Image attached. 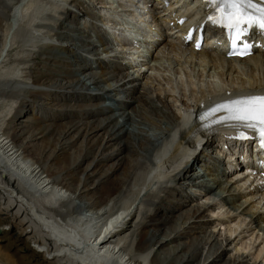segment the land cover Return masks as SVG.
Masks as SVG:
<instances>
[{
    "label": "bare ground",
    "instance_id": "1",
    "mask_svg": "<svg viewBox=\"0 0 264 264\" xmlns=\"http://www.w3.org/2000/svg\"><path fill=\"white\" fill-rule=\"evenodd\" d=\"M163 1L158 0L157 5L163 8L162 12H169L168 19L163 21L164 25L171 22L175 24V16L172 15L175 8L171 6L172 4L169 8L163 6ZM66 2L86 13L83 14L80 10L75 13L73 10L47 2L52 10L46 13V21L37 23L35 27L38 31L45 30L46 34L52 33L57 41H66L71 45L57 46L46 42L35 51L33 48L22 49V45H25L22 43L21 46H17L18 52L14 53L15 56L9 65H5L4 58L11 45L16 44L18 37L14 33L18 25V20L13 16L15 8L19 9L18 14H23L39 6L43 12L46 5L42 0H0V100L4 98L7 99V104L9 103L4 118L10 115L5 138L9 140L3 139L4 135L1 136L0 133V154L3 163L5 162L0 168H11L10 172L22 176L21 185L24 188L17 190L13 188L14 184L9 181L10 179L2 177L4 185L15 189L12 198L17 202L10 201L9 204H5L6 199L3 200L4 204L0 202V264H61L59 259L63 258L72 263V260L80 257L81 253L70 250V257L66 256L64 250L69 249L71 240L77 241L78 244L88 241L84 249H87L92 257L99 259L100 263L103 262L102 259H114L117 264H247L243 258L226 257L223 243L213 238V234H207L205 230L211 224L207 212L218 209L219 206L210 205L203 208L192 205L194 198L187 196L186 190L189 185L202 189L204 195H215L222 199L225 205L235 210H239L242 204L235 205L232 199L239 195L230 193L237 191L235 185L244 179L250 181L246 187V189L249 187L248 196L254 197L258 193L262 195L264 186L261 183L252 180L249 175L242 176L243 170L247 173L249 170L251 173L256 171L253 162L243 164L242 161H237L238 166L231 172L230 177H242L234 183L227 180L229 175L218 177L214 173L216 170H210L206 165L215 161L216 154L221 152L218 146H222L223 141L233 143L235 150L239 151L238 155H241L246 143L240 136L243 131L248 135L252 132L236 122L208 121L204 130L197 135L195 129L201 123L195 121L188 129L185 128V124L187 125L192 114L199 118L200 114L207 112L216 104L241 96L264 94V77L256 76L258 72H264V50L254 49L248 57L239 60L226 58L220 44L216 45L214 41H208L206 38L198 51L196 38L185 40L184 33L176 36L177 42L168 41L171 45L169 51L175 50L174 46L178 44L182 50L181 55L189 66L197 63L199 65L206 63L208 66L205 67H211L210 69L222 66L228 75L246 69L253 80L247 83V86L239 83L242 84L240 88H233L230 85L213 91L199 88V94L191 99L192 102L179 99L183 110H186L181 115L175 112L165 99L157 98L154 102L147 90L140 94L138 79L130 77L127 73L123 74L126 66L120 62L114 60L88 62L81 52L76 50H80L81 47L78 45L76 49L73 47L76 46L75 36L72 37L71 32H74L76 27L80 31L79 24L75 25L80 14L82 17L90 16L91 19L98 16L87 8L88 4L85 7L80 0ZM148 2L150 3V0ZM256 2L259 3V0ZM162 12L158 11L157 14L160 15ZM71 15L75 19L74 23L69 21ZM34 16L35 12L31 10L30 23L34 21ZM156 26L158 27L156 35H148L146 41L150 45L149 48L154 49L152 55L155 59L156 56L159 58V53L155 55V52L161 42L165 39L172 40L176 33L172 31L178 28L167 27L164 33V30H161L164 28L163 23H157ZM100 33H96L99 46L89 52L108 53L107 43ZM161 33L165 38L162 41L159 38L155 43L157 36L162 37ZM163 49L164 53L168 51L165 46L160 51ZM59 52H64L66 56ZM176 54L180 56L179 51ZM173 57L177 59L175 54ZM248 62L253 64L246 66ZM198 68L207 69L204 66ZM184 72L190 78V85L180 83L179 86L185 94V86L190 88L196 83L193 82L189 70ZM200 74L198 80L201 79L203 82L204 74ZM19 82L29 83L35 88L25 90L3 88L7 83L14 85ZM113 82L118 83L115 88L109 84ZM223 83L218 85L223 86ZM202 88L209 89L208 85ZM113 92H116L115 95L124 93L132 97L129 100L115 101ZM171 97L177 100L175 96ZM105 100H111L116 104L112 107L105 106ZM39 102L40 106L44 107L42 110L45 109L47 112L46 116L35 111V105ZM133 103H137V107H133ZM202 103H205V107H202ZM54 111L55 113L50 115L49 112ZM189 111L191 114L187 116ZM116 114L122 122H117ZM152 129H156L158 133H152ZM99 134L105 139V143L97 150ZM170 135L177 136V139L176 141L174 139L169 150ZM185 140L187 141L183 145ZM255 140L258 141L257 138ZM201 141L203 144L200 147L197 144ZM215 143L219 144L214 147ZM14 148L17 150L13 151ZM209 151H212L210 155ZM18 157L29 160L32 168L18 167L16 164ZM198 162L203 163L208 180L200 181L202 176L199 177L200 175L195 173L194 165ZM149 171H154L155 177L152 182L146 183L145 178ZM36 177L38 181L34 179ZM169 182L173 185L168 184ZM156 185H159L157 190L154 189ZM1 191L3 188H0V196L3 197ZM224 193L229 194V197L223 195ZM18 196H21L20 200ZM17 203L24 206L26 212H15ZM119 204L123 206L119 219L94 237L85 235L89 225L88 222H83V219L100 220L105 215L100 216L102 208L110 206L115 208ZM249 210L250 208L245 212L242 209L239 215L249 214ZM87 211L90 214L86 213ZM26 216L38 231L42 232L36 220L42 224L41 226L46 227L55 237L57 244L53 246L49 244L47 251H42L40 248L42 242L36 238L32 228L29 229L24 220ZM68 219L74 222L73 227H65L64 221ZM255 223L256 227L264 231L259 226L257 218ZM117 238L123 242L114 244L113 241ZM32 245H38V248ZM103 247L110 249L104 251ZM256 249L255 258L260 256L263 250L262 247ZM132 254L135 256L130 258Z\"/></svg>",
    "mask_w": 264,
    "mask_h": 264
},
{
    "label": "rangeland",
    "instance_id": "2",
    "mask_svg": "<svg viewBox=\"0 0 264 264\" xmlns=\"http://www.w3.org/2000/svg\"><path fill=\"white\" fill-rule=\"evenodd\" d=\"M80 1H82L84 3L85 7H87V4H88V7L90 9H93V11L97 15L99 14L101 19H99V20H98V18L91 19L92 17H90V16L89 17H85V16L82 17L81 16L82 14H80L79 18H78L79 20H77V22L75 23V25L77 24V26L79 24L80 31L76 27L74 29V32H71V35L73 34L72 37L75 36L74 37V39H75L74 44L76 45V46H73V45L72 46L74 48L75 47L77 48V45H78V47H81L80 50L76 49V48L75 49L78 50L79 53L81 52V55L84 56L87 60L94 61L96 59H99L98 61H100V60L108 61V60L115 59V60H118L119 62H122V63L127 62L126 56L123 52H124V50H128V48H122V47L113 45V51L109 50V53H107V54H105V52H101V51H98L96 53L89 52L90 50H94L95 48H97V46L99 45L97 42V37H96V33H95V32H97V30L99 32L102 31L101 33H103L105 36H107V34H108L107 29H109L111 31L109 33V36L111 37V39L113 41L116 42L117 40L120 39V35L113 32V31H115L112 29V27L114 25L111 26L110 23L103 22L102 17L104 15H108L110 13H113V15L116 18L128 19L129 16L126 14L125 8L122 7V5L118 4V2H117L118 0H114V2H113V0H80ZM122 1L125 2L126 4H133V2H136V1H139L140 4H145V2H144L145 0H135V1L131 0L132 3L129 0L128 1L127 0H121V2ZM42 2L44 5H46L45 10H48V13L51 12V10H52L51 6L47 3V2L51 3V1L50 0H42ZM58 2H59V0L56 1V4H57V6L60 5V8L61 7L62 8H69V9L75 11V13H78L79 10L83 14L86 13L82 9L78 10V9H76V7L71 6L70 4H67L68 2H66V0L62 1L64 4L63 3L58 4ZM155 4H156V2H155ZM24 14H30V13L25 12L22 15H24ZM163 18H161V19H163ZM37 20L42 22V21H46V18L43 20L42 19H37ZM74 20H75L74 17L71 15L69 17V21L71 23H74ZM150 20L151 19L149 18V15H144L143 18L139 20V22H142V28L139 30L136 28H133L128 23L121 24L120 26H118L121 29H124L126 32H132V34L135 35V39H134V41L136 42L135 46L140 48L138 51L143 50L144 46L147 45L143 41L142 36L150 33V30H152V29L156 30L155 26H151V25H155L156 23H153ZM90 22H93V25H91ZM30 24H31V26H29ZM27 25H28V27H27ZM98 25H99V27H98ZM103 27H105V28H103ZM23 28H24V30H23ZM44 31L45 30L38 31L36 29L35 25H32V23H30V21L27 20L25 15H24V17L22 16L20 23L18 22V25L14 29L15 35L18 36L16 38V44L14 43V45L13 44L11 45V49H10L11 52L9 50L8 54L5 56V58H4V60L6 61V62L4 61L5 65H9L10 60L18 52L19 48L17 46L18 45L21 46L22 43L25 44V45H22L23 46L22 49L33 48V50H35V51L40 49V46L45 44L46 42L47 43L49 42L50 44L57 45V46H62V45L65 46V45H69V44L71 45V43L66 42V41H57L56 37L51 35L52 33L49 34V32H48V34H49L48 35ZM151 32H154V31L152 30ZM175 35H177V34H175ZM163 44H165V42ZM132 47L133 46H130L129 48H132ZM162 47H163V45H161L158 48V50H160ZM166 47H167V45L165 46V48ZM121 50H122V52H121ZM170 51L168 50V51H166V53H164V49L159 51L158 53H159V55L163 56L162 58L157 59L150 66L144 65L143 66V68L145 69L144 72H139V68H134L130 71L129 75L139 78L138 82L141 83V86L138 82H137V84L139 87H141L138 89L139 90L138 92H140V94L143 93V90H147L148 94L152 97L154 102H156L157 98H161L163 100L165 99V101H167L169 106H171L173 108V110H175V112H178L181 115H183L186 112V110L185 111L183 110V107L180 105L181 103H180L179 99H181L183 101H187L190 103V102H192L191 99L193 97H195L197 94H199L200 89L205 90V91L221 90L225 86H229V85L233 88H240V85H242V84H239V83H244V85H246L247 83L249 84L253 81L252 78L250 77V75L248 74V70H246V69H244V71L234 72V74L231 73L230 75H228V73L226 72V70L222 66H216V67L210 69L209 71L207 69L206 70H203V69L200 70L198 67L204 66V68H207L205 66H208V65H205L206 63H201V65L197 64L195 67L192 66L193 64L189 66L188 63H186L183 58H181L179 55L176 54L178 52L177 46L175 47V50H170ZM60 53L62 56H66V54L64 55V52L63 53L59 52V54ZM174 54L177 56V59H175V61H174V59H167L168 55L171 56ZM172 60L174 62L173 66H175L174 69H173V66H171ZM187 61H190V60H187ZM252 64H253L252 62H248V63H246V66H251ZM29 65L31 66V63ZM188 66H189V68H188ZM237 67H239V66H237ZM184 70H189V73L192 76L193 82L196 83V84H192V86L190 88L186 87V86L190 85L189 84L190 78H188L186 76ZM223 70H225V72ZM240 70H242V68H240ZM178 71H182L184 73H181ZM200 73L204 74L203 75V80H204L203 82L201 79L198 80V78H200V75H201ZM140 74L143 76L139 77ZM97 75H98V73H97ZM256 76H257V78H262V77H264V72H258ZM141 78H142V80H141ZM230 78H232L233 81H230L231 80ZM227 79H228V81H230V83L227 81ZM222 80L225 82L227 81V83L224 84ZM180 83L186 85L185 86V94L179 88ZM222 83L224 85L219 86ZM22 84L23 83H21V82L14 84V85L7 83V84L3 85V88L6 90L16 89V88L25 90V89H30V88L34 87L29 83L23 84V86H22ZM109 84L111 87L115 86V83H109ZM24 85H25V87H24ZM206 85H208L209 89L202 88V86L204 87ZM214 85H216V86L214 87ZM28 86H29V88H28ZM197 86H199V87H197ZM112 88H114V87H112ZM190 89H192L193 91ZM195 89H198V90L194 91ZM129 96L132 97L131 95H129ZM171 96H175L177 100L171 99L172 98ZM124 98H125V95H122V97H120V96L116 97V99H124ZM2 99L3 100H0V115H1L0 133H2L1 136L5 135L7 137L8 128H9L8 119H9L10 115L9 116L7 115L4 118V114H6L5 109L8 108L7 105L9 103L7 104V101H6L7 99H4V98H2ZM85 101H87V99L84 100V102ZM105 102L107 103L108 106L115 105V103L110 101V100H105ZM14 105L15 104H13V106ZM40 105H41V102H39L38 104L35 105L36 106L35 111L41 113L40 115H42V116H46L47 112L45 111V109L42 110V108H44V107L40 106ZM137 105H138L137 103H133V107H137ZM147 108L150 111V109H149L150 107L148 106ZM49 113H50V115L51 114L53 115L55 113V111L49 112ZM2 118H4V119H2ZM117 121L120 123V122H122V119L118 118ZM162 125H164V124H162ZM151 132L156 133V134L158 133V131L156 129L155 130L152 129ZM151 132H150V134H152ZM100 136L101 135L99 134V137L97 138V140H98L97 148H96L97 150L101 149L102 145H104V143H105V139H103V137H100ZM175 137L176 136L172 137L171 135L168 136V138H170L169 139L170 142L168 143L169 150L172 147V144L174 142ZM215 145L216 144H214V147H215ZM208 153L210 154V152H208ZM214 153L215 152H213V155H214ZM19 160H20V158L18 157L16 160L17 166L18 167L23 166L22 163L17 162ZM4 163H3V157L1 155L0 166ZM24 163H27V162H24ZM29 164H31V163L28 162V165ZM202 164L203 163L198 162L197 164L194 165L195 173L199 174L200 175L199 177L202 176V178H200V181L209 179V177L204 173V171H205L204 167L203 166L201 167ZM207 166H209V165L207 164ZM4 171H5V169L0 168V174H1L0 175V188H5L7 191H4V190L1 191V195H3V197L0 196V202H1V204L2 203L4 204L5 203V201H3L4 199L7 200L5 204H9L10 201L13 203L17 202L16 199L12 198V196L14 197V195H15V189L10 188V187H6L5 186L6 184L4 185V182L2 179V177H3L2 172H4ZM154 177H155V172L149 171V173L146 175V178H145L146 183L152 182ZM34 179L36 180L37 177ZM229 179L230 178H228V180ZM36 181H38V180H36ZM233 181H235V180H233ZM168 184L171 185L172 183L169 182ZM237 186L240 187L239 192H241L243 190V186L241 184H239ZM158 188H159V185H156L154 187L155 190H157ZM47 190H49V187H47ZM201 190L202 189L192 187L189 185V187L186 190V195L192 196L194 198V202L192 205H198V206L203 207V208H206L210 205L219 206L218 209L216 208L215 210H213L211 212H207V216H208L209 220L211 219L210 220L211 224L205 230H206L207 234H210V233L213 234V238H216V239H218L219 242L223 243V247L225 248V252H226V257H228L230 259H235V258L240 257L239 259L243 258L242 260L244 261V263H247V264H264V247H263L264 246V234L261 231H259L257 228H255L251 222H249V219H250L249 215L250 214L247 213L248 215L246 214L244 216L241 214L239 215L240 209L234 210L232 207L224 205L222 199H220L219 197H216L215 195H210V196L204 195V193H202L203 191H201ZM261 194H264V193H261ZM223 195H228V194L224 193ZM258 196L259 195H257V197ZM20 198H21V196H18V200H20ZM234 200H236V199H234ZM245 200H246L245 198H241L239 200V202H244ZM17 204H18V206L15 208V212L16 211H19L20 213L24 212V211L26 212V208H24V206H22L20 203H17ZM236 204L238 205V203H236ZM120 205H122V204H119V206ZM243 205L244 204H242V206ZM251 207H250V210H251ZM119 209H122V208L120 207ZM251 212H255V208H253L251 210ZM86 213L90 214L89 211H87ZM255 216L261 217L260 223H258V224H259V226H260V224L262 226H264V214H262L261 211H258V212H256ZM24 220L27 222L29 229L32 228L31 229L32 231H33V228L36 229L35 225L32 223V221L27 216H26V218H24ZM223 220H233V221L231 223L228 222V224L223 225L222 224V223H224ZM70 222H72V221H70ZM72 223H74V222H72ZM102 223H103V218L100 220L98 219L95 221H89L87 224L89 225L88 227L90 229H92V232H94L95 230H97V228ZM88 227L86 229H88ZM150 233H151V231L149 232V234ZM229 234H231V235H229ZM225 240H227V241H225ZM129 245H131V244H129ZM32 246L34 248H38V246H36V245H32ZM257 247H258V249H256ZM261 247L263 249L261 255L258 256L259 258L258 257L255 258L256 257V255H254L255 249L259 250ZM44 249H45L44 247H41L42 251H44ZM85 250H87V249H85ZM44 252H46V251H44ZM59 260H60L61 264H71L68 260H66L64 258L59 259ZM148 260H149V256L147 257V261Z\"/></svg>",
    "mask_w": 264,
    "mask_h": 264
},
{
    "label": "snow or ice",
    "instance_id": "3",
    "mask_svg": "<svg viewBox=\"0 0 264 264\" xmlns=\"http://www.w3.org/2000/svg\"><path fill=\"white\" fill-rule=\"evenodd\" d=\"M207 3L215 8V13L208 16L209 22L227 29L234 50L237 41L250 31L259 30L264 34V0L259 3L256 0H207ZM250 47L245 43L243 52L247 54ZM199 119L211 123L236 122L256 132L264 149V94L241 96L216 104L200 114ZM240 138L248 137L241 134Z\"/></svg>",
    "mask_w": 264,
    "mask_h": 264
}]
</instances>
